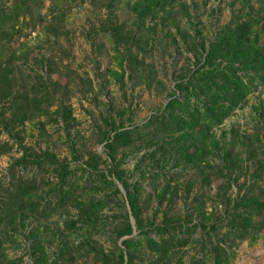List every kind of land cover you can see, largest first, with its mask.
Masks as SVG:
<instances>
[{
    "label": "rangeland",
    "instance_id": "374dc122",
    "mask_svg": "<svg viewBox=\"0 0 264 264\" xmlns=\"http://www.w3.org/2000/svg\"><path fill=\"white\" fill-rule=\"evenodd\" d=\"M0 1L7 7L12 0ZM134 1H26L29 13L19 15L22 20L17 24L21 30L10 36L4 48L8 52L25 53L14 59L23 76L27 70L31 74L30 67L36 66L40 80L46 79L47 75L55 80V94L60 102L58 111L52 114L56 120H45L40 116L41 122L33 119L23 123L22 142L35 150L47 149L59 158L65 157L74 168L73 178L80 194L99 197L107 194L109 188L91 187L88 172L81 167L84 159L92 153L98 159V167L108 166L104 140L101 139L108 122L136 128L139 132L118 147L117 156L125 153L120 166L128 174L127 180L137 179L141 183V214L157 223L165 212L178 216L181 224L174 230L181 242L173 246L168 258L159 264H211L207 248L200 239L205 234L192 225L200 215L203 216L198 210L202 209L206 215L202 217L204 221L216 220L218 229L215 232L219 235V230L224 229L225 200L247 193V196L264 202V113L255 108L264 101V81L253 87L244 101L212 128L221 143L227 145L228 154L224 157L223 150L206 153L210 164L206 168L207 180H202L197 166L185 162L172 165L169 160L157 175L147 166L143 175L133 167L139 155L151 147L141 144V136L146 133L144 121L165 103L176 76L186 68H192L198 58L192 40L197 41L200 37L207 41L218 25L229 19L241 20L248 15L264 17V0H169L154 18L145 16L143 23L131 8ZM114 23L123 24L122 29L128 36L125 45L142 59L138 70L133 71L127 66L124 46L114 47L109 33L110 25ZM147 24L152 28L148 29ZM121 55L122 72L116 63ZM38 57L46 58L43 64L36 62ZM62 104L71 114L65 120L60 116ZM0 137L5 138L6 134L1 133ZM19 152L13 144L9 152L0 154V180L7 179V165ZM144 162L139 161L140 167ZM31 170L32 166L26 165L19 167L17 172L27 174ZM40 172L54 180L51 171ZM108 178L120 185L113 176ZM164 184L168 187L159 203L156 191ZM119 189L118 196H121L124 190ZM108 197L101 212L119 211L117 197ZM76 210L70 204L68 214L60 208L46 219L31 218L27 222L25 229L34 225L49 258L54 255L53 248L60 237L64 218L72 217ZM186 213L189 219L185 218ZM116 220L115 217L107 218L91 228L90 244L103 253L112 249L110 229ZM251 223L249 235L232 246L234 254L227 264H264V205L257 207ZM76 234L78 232L71 235L74 242L79 239ZM83 248L71 251V257L55 258L52 264H104L92 250L84 251ZM155 257L147 247L141 246L132 264H148ZM0 259L4 264H32L30 240L20 229L11 231L8 228L0 241Z\"/></svg>",
    "mask_w": 264,
    "mask_h": 264
},
{
    "label": "trees",
    "instance_id": "16d2710c",
    "mask_svg": "<svg viewBox=\"0 0 264 264\" xmlns=\"http://www.w3.org/2000/svg\"><path fill=\"white\" fill-rule=\"evenodd\" d=\"M26 1L12 0L7 7L0 1V134H6L5 138L0 137V154L9 152L13 144L20 150L7 165V179L0 180V241L8 228L11 231L20 229L30 240L32 264H52L55 258L71 257V251L80 247H84V251L92 250L104 264L109 261L113 264H132L141 246L147 247L156 256L148 264H159L168 258L173 246L181 242L174 232L181 224L178 216L165 212L157 223L141 214V183L137 179L127 180L128 174L120 166L125 153L117 156L118 147L132 140L133 134L139 130L108 122L101 136L108 166L98 167V159L92 153L84 159L81 167L87 170L91 187L109 188L107 194L99 197L80 194L73 178L74 168L65 157L59 158L47 149L35 150L22 142L20 130L23 123L33 119L41 122L40 116H44L45 120H56L52 114L58 111L60 102L55 94V80H51L49 75L40 80L36 66L33 69L30 67L31 74L27 70L23 76L20 65L15 64L14 59L25 53L8 52L4 48L10 36L21 30L17 24L22 20L19 15L29 13ZM168 1L135 0L131 8L139 22L143 23L145 16L154 18ZM146 26L152 28L151 25ZM122 28V23L110 25L114 47L124 46L127 66L133 71L138 70L142 59L125 45L128 36ZM192 47L198 55L193 67L176 76L165 103L158 111L149 114L143 123L146 133L141 136V144L151 147L142 152L134 163L133 170H138L140 175H143L146 166L157 175V171H161L164 164L171 160L172 165L185 162L197 166L202 180H207L206 168L210 164L206 153L223 150L224 157L228 154L227 145L221 143L212 128L221 123L239 102L244 101L253 87L264 81V17L248 15L241 20L229 19L219 24L207 41L200 37L197 41L192 40ZM45 60L43 57L36 58L40 64ZM116 63L122 72V55L117 57ZM52 105H55L53 109L50 108ZM255 108L264 113V101ZM59 110L62 119L70 118L68 107L62 104ZM142 160L145 162L140 167L139 161ZM26 165L32 166L30 173L17 172L19 167ZM40 171H51L54 180L46 178ZM108 176H113L120 183L123 195L118 196L120 189ZM167 187L164 184L157 189L159 203ZM107 197H117L119 211L101 212L109 201ZM70 204L77 210L72 217L64 218L62 229L57 228L60 237L53 248L54 255L49 258L38 230L34 229V225L25 229L26 224L31 218L46 219L60 208L68 214ZM224 204V229L219 230V235L215 232L218 229L216 220L204 221L202 217L206 215L202 209L198 212L203 216L192 222L205 234L200 239L207 248L211 264H227L230 261L234 254L232 246L249 235L251 217L264 202L242 193L231 200L228 198ZM185 216L189 219L188 213ZM111 217L117 219L110 229L113 246L108 253H103L90 244L89 237L91 228L97 222ZM74 232H78L76 242L71 238ZM0 264H4L1 259Z\"/></svg>",
    "mask_w": 264,
    "mask_h": 264
},
{
    "label": "water",
    "instance_id": "95a60500",
    "mask_svg": "<svg viewBox=\"0 0 264 264\" xmlns=\"http://www.w3.org/2000/svg\"><path fill=\"white\" fill-rule=\"evenodd\" d=\"M118 187L121 188V185H119Z\"/></svg>",
    "mask_w": 264,
    "mask_h": 264
}]
</instances>
